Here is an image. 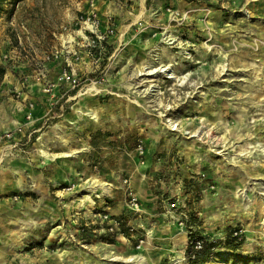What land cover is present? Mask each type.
<instances>
[{"label": "rangeland", "instance_id": "obj_1", "mask_svg": "<svg viewBox=\"0 0 264 264\" xmlns=\"http://www.w3.org/2000/svg\"><path fill=\"white\" fill-rule=\"evenodd\" d=\"M28 2L42 51L0 66V121L22 129L15 148L0 144V264H188L186 246L157 258L171 224L125 221L144 210L135 189L159 193L171 165L190 207L164 200L184 212L187 235L218 244L206 264H264V0H144L124 28L108 21L105 50L76 56L62 0H23L13 13ZM167 68L176 79L157 74ZM218 175L233 188L216 209L205 198ZM233 230L236 251L225 245Z\"/></svg>", "mask_w": 264, "mask_h": 264}, {"label": "crops", "instance_id": "obj_2", "mask_svg": "<svg viewBox=\"0 0 264 264\" xmlns=\"http://www.w3.org/2000/svg\"><path fill=\"white\" fill-rule=\"evenodd\" d=\"M87 1L88 0H62L63 19L72 20L75 19L78 15L85 13L88 9ZM143 2L144 0H94L95 8L102 21V30L107 27V23H109V20L114 25V29L117 30L120 27L124 28V26H122V21H127L131 20L133 17L138 18L139 16H142ZM31 4L32 2L25 3V7L23 10V5L21 4V6L7 20H4L5 15L3 17H0V66L4 67L6 65V62L3 59L5 55H7L9 60L13 59L15 63L25 65L30 62V60H32L29 55L30 52H32L33 50L35 52L42 51L40 45L43 38V33L33 21V16H35L36 13H34V11L31 9ZM20 10L22 11L20 12ZM137 13L138 15L135 16V14ZM120 17H122V19ZM22 24L27 28L26 32H21L19 30V25ZM175 42L176 41H174V43ZM174 43L173 45H175ZM173 48H175V46ZM6 84L8 83H6L5 80H0V115L5 100L2 94H7L4 91V86ZM1 87L3 88V93ZM2 112L6 113V111ZM7 113H13V109L11 110L9 108L7 110ZM21 120L23 125L29 124L26 119ZM0 123L1 137L3 134L2 132L8 130L10 131L17 125L18 122L9 118V120L7 119L5 121H0ZM2 123L4 125H2ZM165 169L166 167H163L161 171L162 175H160V173L158 176V183L160 185V188L157 189L156 187V190L159 191V193L153 192L155 191V189L153 188V190H151V188L149 187L145 188L144 190H140L138 188L135 189L137 192V197L140 199L142 205L144 206V210L142 213L127 217V219L125 220L127 226H131L133 228H141L142 230H145L147 232H149L148 230L156 228L157 222H167V225L171 224L174 227L173 229L170 225L169 227H165V236L163 238H160V240H164L165 248H163L161 254L157 256L158 259H162L166 256V252L170 251L168 247L171 245L172 247H177L178 245L180 247H185L187 245V234L184 231V226L182 224H179L180 221H182L181 217L185 216L184 212L180 211L178 213L175 210H170L168 202L164 199H166L167 197L171 198L172 196H178V199L180 198L181 201L179 202L181 203V205H179L181 207L187 205L188 208L190 207L192 197V193H189L188 190L184 191L182 187V181H184L185 179H183L184 177L179 178L178 176L180 174V166L171 165V167H169V170ZM168 173H171V176L168 180L162 177ZM246 178L249 179L250 177ZM215 181L217 190L215 193H210L206 196L205 203L206 206L214 205V207L218 209V207L223 205L220 202L221 196H223L226 191H230L231 193L233 183H229L228 181L224 182L223 175H218L215 178ZM165 193H167V195ZM182 200L184 201L183 204ZM111 209L114 210L116 216L122 215V210H116L113 206H111ZM126 214L127 213H125L124 216H126ZM151 239L146 240L145 242L146 244H148V246L151 244Z\"/></svg>", "mask_w": 264, "mask_h": 264}, {"label": "built area", "instance_id": "obj_3", "mask_svg": "<svg viewBox=\"0 0 264 264\" xmlns=\"http://www.w3.org/2000/svg\"><path fill=\"white\" fill-rule=\"evenodd\" d=\"M88 9L85 13L78 15L75 18V31L74 34L71 33V35H75L78 37L77 43L73 42H66V43H72L67 46L66 49H70L69 51L72 52L73 56H76V52L80 49H84L87 51H92L96 49H103L105 50V47L108 44L109 38L114 34V30L109 25L102 30V21L100 19V16L98 15V12L94 5V0H88ZM15 27V26H12ZM19 30L21 32H26L27 29L25 25H19ZM52 57V56H51ZM4 60L8 59L7 55L3 57ZM45 60H49V56L45 57ZM31 115L28 113L25 117L26 121L29 122ZM174 130L176 129V125H174ZM21 127H17L13 131H7L2 134L0 137V144H5V149H13L16 147L15 142V136L21 132ZM2 147V146H1ZM136 199L133 197L129 200L130 208L133 210L137 209V203L135 201ZM169 208L176 209L177 204L176 202H172L169 205ZM116 223V222H113ZM110 231L112 230V227L108 228ZM233 236H238V232H234ZM203 248V243L200 240H196L194 242L193 246V252L197 253L200 252ZM193 258V256H192Z\"/></svg>", "mask_w": 264, "mask_h": 264}, {"label": "trees", "instance_id": "obj_4", "mask_svg": "<svg viewBox=\"0 0 264 264\" xmlns=\"http://www.w3.org/2000/svg\"><path fill=\"white\" fill-rule=\"evenodd\" d=\"M23 0H0V15L6 14L4 12V5L10 4L11 10L9 11L8 16L11 15L14 11V8L17 3H20ZM13 2V3H12ZM235 230L229 231L227 234L226 248L230 251H236L243 243L242 237L233 236ZM196 240H200L203 243V248L200 252L194 253L193 246ZM218 247L216 242H210L206 238L198 237L196 234L189 231L187 235V245H186V259L188 264H206L213 255V252ZM193 256V258H192Z\"/></svg>", "mask_w": 264, "mask_h": 264}, {"label": "bare ground", "instance_id": "obj_5", "mask_svg": "<svg viewBox=\"0 0 264 264\" xmlns=\"http://www.w3.org/2000/svg\"><path fill=\"white\" fill-rule=\"evenodd\" d=\"M153 71L154 70H147L146 72V75L147 76H150V75H152L153 74ZM168 71V68L167 69H164V70H158L157 71V74H160V75H163L165 78H169V79H176V77L175 76H173L171 73L169 74V72H167ZM90 123V122H89Z\"/></svg>", "mask_w": 264, "mask_h": 264}]
</instances>
